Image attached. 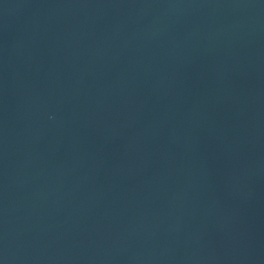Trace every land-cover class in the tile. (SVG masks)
Here are the masks:
<instances>
[{
	"label": "water",
	"instance_id": "obj_1",
	"mask_svg": "<svg viewBox=\"0 0 264 264\" xmlns=\"http://www.w3.org/2000/svg\"><path fill=\"white\" fill-rule=\"evenodd\" d=\"M0 264H264V0H0Z\"/></svg>",
	"mask_w": 264,
	"mask_h": 264
}]
</instances>
